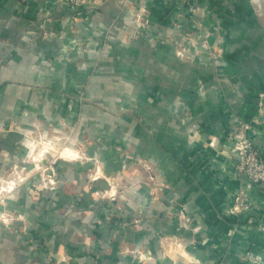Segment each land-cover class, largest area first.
Masks as SVG:
<instances>
[{
    "label": "rangeland",
    "instance_id": "374dc122",
    "mask_svg": "<svg viewBox=\"0 0 264 264\" xmlns=\"http://www.w3.org/2000/svg\"><path fill=\"white\" fill-rule=\"evenodd\" d=\"M200 1L186 4L196 19L211 9H202ZM246 4L236 15L233 4L220 10L219 15H232L235 22L219 23L222 17L209 26L198 22L183 40L162 42L174 48L177 60L192 66L199 96L209 90L201 67L213 64L222 68L213 77L225 80L236 93L234 99H240V108H246V118L236 119V132L208 137L214 148L222 140L235 144L241 135L251 140L248 131L264 134V0ZM51 35L54 32H44L42 40ZM128 41L110 34L91 55L87 45L92 41L86 45L84 39L75 38L69 42L72 52L31 56L32 61L41 57L43 65L54 68L42 71L49 84L22 79L14 83L7 68L0 69V84H8L0 87V216L8 218V223L0 219V264H155L154 249L143 233L157 220L159 213L153 214L152 208L158 204L164 209L161 217L171 219L177 230L161 237L165 257L182 255L184 234L200 242L189 206L156 162L138 149L136 131L142 127L152 139L148 125L158 126L159 116L143 117L139 90L120 83L130 82L133 71L106 76L109 71L104 67L113 65L110 51ZM65 64L78 65L76 76L55 70ZM25 72L20 71L21 76ZM58 75L63 83L73 79L79 85L58 87ZM104 79L109 80L108 87L102 86ZM6 93L19 103L4 102ZM107 93L112 96L106 97ZM148 104L144 108L150 114L153 103ZM188 107L181 98L169 102L166 108L175 115L169 125L184 129L200 153L198 144L208 125L194 122ZM224 107L234 112L233 104ZM13 182V190L4 191Z\"/></svg>",
    "mask_w": 264,
    "mask_h": 264
},
{
    "label": "crops",
    "instance_id": "0c3cea01",
    "mask_svg": "<svg viewBox=\"0 0 264 264\" xmlns=\"http://www.w3.org/2000/svg\"><path fill=\"white\" fill-rule=\"evenodd\" d=\"M201 1L200 7H211V14L201 12L196 19L188 13L190 6L181 0H134L131 7H125L121 0H93L79 10H72L63 0H0V69L6 67L12 75L10 81L14 83L22 79L25 83L41 80L49 84L42 71L54 68L43 65L41 57L32 61L31 56L72 52L69 42L75 38L78 41L84 39L86 45L92 41L87 45L91 55L100 49L102 40L110 34L113 38L129 39L110 51L113 65L104 67L109 71L106 76L111 79L116 72L133 71L135 76H129L130 82L121 79L120 83L139 90L137 96L143 104L140 112L143 117L145 113L151 117L159 116L158 126L147 124L152 139L139 126L136 131L141 142L138 149L142 156L151 157L177 188L178 197L190 208L192 227L199 228V243L193 242V236L184 234L187 243L182 255L167 258L162 253L161 237L177 230L171 219L161 217L162 204L153 205L152 213L159 215L144 229L143 235L154 249L155 264H175L173 261L176 260V264H264V189L243 184L236 168L235 144L219 141L218 150L208 142L210 135L225 133L224 136H228L236 132L238 118H246V108H240V99H234L236 93L225 80L213 77L222 72L220 66L213 64L201 67L200 76L209 90L205 96H199L196 91L198 80L192 66L177 60L174 48L162 44L168 40H183L198 22L209 26L221 17L219 23L235 22L232 15H219L220 10L233 4L236 15L241 5H247V0ZM191 4L196 5V2ZM44 32L55 35L42 40ZM4 56L7 61L3 60ZM65 65L56 66L55 70H67L68 75L76 76L78 65ZM23 69L25 76L20 74ZM63 79L60 75L55 77V85H79L77 80L63 83ZM108 82L104 79L102 86L108 87ZM7 85L3 82L0 87ZM12 87L20 92L26 90L25 87ZM109 95L105 94L106 97ZM177 98L184 100L192 110L194 122L208 125V133L202 135L198 144L200 153L196 152L197 146L188 142L184 129L169 125L175 115L166 107ZM148 100L153 103L150 114H147L149 109L144 108L150 106ZM3 101L14 106L19 103L16 96L8 93ZM227 102L233 104L234 112L225 109ZM177 107L181 109V106ZM247 136L262 150L264 158V134L248 131ZM241 193L246 195L250 206L242 213H236V199Z\"/></svg>",
    "mask_w": 264,
    "mask_h": 264
},
{
    "label": "built area",
    "instance_id": "2783aa9c",
    "mask_svg": "<svg viewBox=\"0 0 264 264\" xmlns=\"http://www.w3.org/2000/svg\"><path fill=\"white\" fill-rule=\"evenodd\" d=\"M73 10H79L90 4L93 0H63ZM127 7L133 4L134 0H121ZM184 4H191L195 0H181ZM148 24V20L146 22ZM234 152L237 157V171L242 181L247 185L264 186V159L261 149L247 137L241 135L235 143ZM236 213H242L250 205L247 202L246 195L241 193L236 199Z\"/></svg>",
    "mask_w": 264,
    "mask_h": 264
},
{
    "label": "clouds",
    "instance_id": "9594fccd",
    "mask_svg": "<svg viewBox=\"0 0 264 264\" xmlns=\"http://www.w3.org/2000/svg\"><path fill=\"white\" fill-rule=\"evenodd\" d=\"M14 187H15V183L13 182L9 184V186L6 189H4V191L11 192ZM0 219L4 220L5 223H8V218L6 215L0 216Z\"/></svg>",
    "mask_w": 264,
    "mask_h": 264
},
{
    "label": "bare ground",
    "instance_id": "6f19581e",
    "mask_svg": "<svg viewBox=\"0 0 264 264\" xmlns=\"http://www.w3.org/2000/svg\"><path fill=\"white\" fill-rule=\"evenodd\" d=\"M70 151V150H69Z\"/></svg>",
    "mask_w": 264,
    "mask_h": 264
}]
</instances>
